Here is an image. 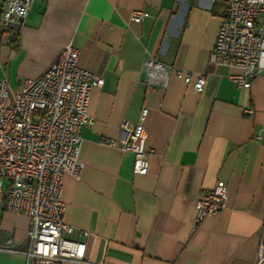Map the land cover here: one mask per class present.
Masks as SVG:
<instances>
[{"label": "crops", "instance_id": "crops-1", "mask_svg": "<svg viewBox=\"0 0 264 264\" xmlns=\"http://www.w3.org/2000/svg\"><path fill=\"white\" fill-rule=\"evenodd\" d=\"M228 2L34 0L18 28L0 29V79L12 90L39 76L67 43L79 67L104 79L89 92L80 177L64 175L61 191L62 219L72 228L65 235L85 243L90 264H264L256 255L264 223V75L237 86L228 78L233 70L208 60ZM133 10L149 16L131 21ZM148 56L191 81L171 72L164 86L150 84ZM143 109L148 167L134 173L132 152L105 140L117 139L120 122L138 121ZM218 181L226 186L224 207L196 220V200ZM6 187L1 179L0 245L22 251L29 217L6 210ZM0 264L26 262L0 251Z\"/></svg>", "mask_w": 264, "mask_h": 264}, {"label": "built area", "instance_id": "built-area-1", "mask_svg": "<svg viewBox=\"0 0 264 264\" xmlns=\"http://www.w3.org/2000/svg\"><path fill=\"white\" fill-rule=\"evenodd\" d=\"M33 1L4 0L0 29L18 28ZM146 16L149 14L142 10H133L129 19L139 22ZM77 58V49L67 43L39 76L25 79L20 90L10 89L7 81L0 79V181L7 182L5 208L29 217L26 249L0 245V251L20 253L26 264H90L84 260L85 243L65 235L72 228L62 219L65 204L61 191L64 175L80 177V133L89 122V92L92 87H101L104 79L79 67ZM208 60L233 70L228 78L237 86L249 87L253 78L264 75V0H229ZM143 70L152 85L164 86L171 72L185 83L191 81L188 72L174 70L152 56L144 60ZM204 83L205 77L200 75L193 87L200 91ZM145 115L143 109L138 121L122 120L119 137L105 140L109 146L132 152L134 173L148 167L142 127ZM225 192V183L218 181L198 198L196 220L219 212L224 207ZM256 255L257 262L264 259V223Z\"/></svg>", "mask_w": 264, "mask_h": 264}, {"label": "rangeland", "instance_id": "rangeland-1", "mask_svg": "<svg viewBox=\"0 0 264 264\" xmlns=\"http://www.w3.org/2000/svg\"><path fill=\"white\" fill-rule=\"evenodd\" d=\"M6 80V79H5Z\"/></svg>", "mask_w": 264, "mask_h": 264}]
</instances>
